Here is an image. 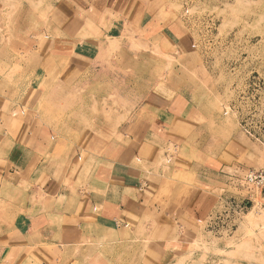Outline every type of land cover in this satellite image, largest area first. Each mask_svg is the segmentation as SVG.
Instances as JSON below:
<instances>
[{"label": "rangeland", "instance_id": "obj_1", "mask_svg": "<svg viewBox=\"0 0 264 264\" xmlns=\"http://www.w3.org/2000/svg\"><path fill=\"white\" fill-rule=\"evenodd\" d=\"M24 80L37 93L28 110ZM0 99V242L27 192L4 162L11 124L28 119L58 153L47 159L82 174L118 131L155 117L178 138L131 150L151 187L114 244L80 220L63 241L79 245L32 252L62 264H264V192L246 182L264 172V0H0Z\"/></svg>", "mask_w": 264, "mask_h": 264}, {"label": "crops", "instance_id": "obj_2", "mask_svg": "<svg viewBox=\"0 0 264 264\" xmlns=\"http://www.w3.org/2000/svg\"><path fill=\"white\" fill-rule=\"evenodd\" d=\"M111 27L117 29L114 24ZM112 28L107 34L112 33ZM31 85L32 80L19 84L17 102L27 110L37 95L30 88ZM171 109L173 105L167 109V114L172 115ZM11 115L15 116V113ZM151 124L146 121V125L137 129L140 126L137 120L135 128L118 131V139L111 140L100 156L90 154L94 158H91V161L94 160L91 166L87 163L91 170L82 174L73 173V170L70 174H63L56 163L54 166L47 159L58 153L54 147H50L52 152L47 150V135L44 132L33 136L35 126L28 119L20 121L13 128L11 124L7 128L10 153L4 162L9 173L20 178L27 192L17 224L9 228L12 233L6 237L7 241L0 242V263L30 261L36 264H62L63 255L41 258L32 251L42 247H51L55 251L53 247L60 250L79 245L73 241H63L65 234L70 236L69 232L77 231L78 234L82 220L86 221L84 223L90 232L98 231L104 236L103 246H112L113 236L121 232L124 226L128 227L129 219L144 204L145 195L151 187L142 171L134 169L129 163L131 150H144L145 142L154 145L156 141L160 143L166 140V145L173 144L178 138L172 134L169 121L164 119L160 123V118L155 120L153 117ZM139 140H142L141 143H138ZM135 143L143 146L134 147ZM71 236L67 239L72 240L74 237ZM22 241H25L24 244L19 243ZM12 250L15 253L12 254Z\"/></svg>", "mask_w": 264, "mask_h": 264}, {"label": "built area", "instance_id": "obj_3", "mask_svg": "<svg viewBox=\"0 0 264 264\" xmlns=\"http://www.w3.org/2000/svg\"><path fill=\"white\" fill-rule=\"evenodd\" d=\"M246 182L249 185H255L257 188H260L264 192V172H249L246 176ZM228 207V212L236 216H239L243 213L241 205L236 202H229L226 204ZM220 220V218H219Z\"/></svg>", "mask_w": 264, "mask_h": 264}]
</instances>
